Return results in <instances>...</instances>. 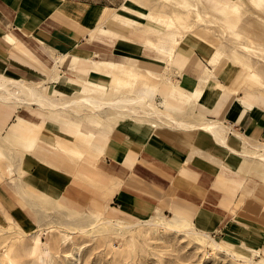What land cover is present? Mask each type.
Returning <instances> with one entry per match:
<instances>
[{"label":"crops","instance_id":"1","mask_svg":"<svg viewBox=\"0 0 264 264\" xmlns=\"http://www.w3.org/2000/svg\"><path fill=\"white\" fill-rule=\"evenodd\" d=\"M240 5L226 3L233 15L227 23L250 36ZM141 13L167 18L151 0H0L1 73L55 100L81 85L109 95L118 89L113 79L119 85L127 76L144 77L137 97L176 120L140 107H106L114 109L110 124L97 132L39 111H32L40 117L35 122L18 116L7 127L8 142L20 145L12 175L0 182V205L22 225L34 200L40 202L35 196L114 206L138 217L163 213L192 221L223 243L264 251V185L252 154V145L264 141V89L232 87L221 75L230 61L220 70L210 63L218 46L181 40L179 30L160 37L164 25ZM175 17L190 27L182 15L168 16ZM130 97L136 96L109 101ZM6 125L1 119L0 129Z\"/></svg>","mask_w":264,"mask_h":264},{"label":"rangeland","instance_id":"2","mask_svg":"<svg viewBox=\"0 0 264 264\" xmlns=\"http://www.w3.org/2000/svg\"><path fill=\"white\" fill-rule=\"evenodd\" d=\"M233 1L241 4L238 14L241 23H246V20L251 23L249 24V35L254 43L251 42L249 36L238 38L231 33L227 20L233 15L226 7V3L232 0H151V7L158 14L163 13L167 17L182 15L186 23L190 24V27H186L184 23L182 29L176 25L168 32L164 26H161L158 29L159 33H163L160 37L166 33L172 35L173 32L176 33L179 30L181 40L194 38L200 43L212 46L214 51L217 46L221 47L224 55L217 68L227 61L226 59L230 61L221 75L230 82L234 81L232 87L238 89L243 85L249 86L252 90H263L264 1L260 7L255 6L254 3L252 5V0ZM214 5L223 7V9ZM146 6L149 8V3ZM244 46L248 49L246 50ZM98 72L101 74L100 71ZM244 72L247 75H244ZM236 73L239 79L235 76ZM0 74L5 75L1 72ZM257 74H260L262 79ZM144 79L146 78L127 76L126 81L119 85L113 79L112 85L118 89L111 91L109 95L107 91L102 94L105 91L91 88L85 90V85H81L75 87V94L68 93L66 97L63 95L58 97L43 85L28 84L40 86L39 89L59 99H72L91 94L104 101H109L118 97L137 96L139 81ZM13 102L5 103L0 100V108L2 107L0 122L1 119L7 121L6 127L3 130L0 129V182L2 183H5L8 175H12L8 169H11L12 162L17 158L15 151L20 142L18 140L8 142L6 132L9 124L14 122L18 116L35 122L38 121L39 116H35L32 111H39L43 118L57 116L67 122L71 121L72 125L75 122L80 124L82 129L88 125L95 127L94 129L99 132L106 127V124H110L111 117L108 115L109 112L114 111V109L106 108L95 113L88 107H80L81 109L77 112L72 109L53 111L42 109L28 101ZM31 107L36 110L29 109ZM125 117L131 119L133 116H119V118ZM97 121L100 122L97 123ZM49 144L52 146L53 143ZM257 146H264V141L252 145L254 163L259 171L257 176L264 185V147L258 150ZM35 198H38L40 202L34 200L31 206L33 209L29 213L30 218L24 221L25 225L12 219L0 205V264H264V251L246 244L230 245L212 236L215 240L225 244L228 249L216 250L211 241L202 235L170 231L160 225H136L134 228L126 229L113 223H106V220L111 218L129 224L146 219L168 223L174 220L172 215L154 213L138 217L124 209L109 205L88 206L84 203L81 205L65 197L60 200L36 196ZM114 214H117L116 217H112ZM187 221L198 230L192 221ZM228 252L231 253L228 254ZM242 256L251 258V261H244Z\"/></svg>","mask_w":264,"mask_h":264},{"label":"bare ground","instance_id":"3","mask_svg":"<svg viewBox=\"0 0 264 264\" xmlns=\"http://www.w3.org/2000/svg\"><path fill=\"white\" fill-rule=\"evenodd\" d=\"M234 9L238 11L237 6H235ZM141 17L146 18L149 21L155 22V24L157 23L160 25H164V27L167 29H172L174 26H176L177 23L180 25H184V23H185L184 21H182L181 17H175L172 19V18H168V17L166 18L163 16H156L153 14L148 15V14H144V13H141ZM228 27L234 36H236L238 38H240L242 36H244V37L246 36V35H243V33L241 31L236 30L234 28L233 24L229 25ZM247 32L249 34V31H247ZM249 39L251 40V42H253L252 38L250 36H249ZM172 42L178 43V41H176L174 37H172ZM175 47H176V45H175ZM244 47L246 50L248 49L247 46H244ZM223 55H224V52H223L222 48L217 47V51H216L214 57L212 58V60L210 61V63L213 66L217 67V65L220 62ZM226 60L227 61L223 62V64H221L218 67L219 70L221 69L222 65H225L226 63L229 62L228 59H226ZM257 76H259V74H257ZM0 100L2 102H5V103H10L13 101H19L20 102L22 100V101H28L31 103L39 104L45 108L62 107L64 109L75 110L76 112L81 109L80 107H88L91 110H93L95 113H97L98 111H102L106 107H110V108H123L124 107L127 109L131 108V107H140L151 115H155L159 118L160 117H166V118H168L174 122L176 121L172 115L168 114L167 112H165L164 110L159 108L156 104L150 102L145 96L130 97V98H126V99H121L119 101H104V100L98 99V98L91 96V95H83V96L76 98V99L55 100V99H50V98H47L46 96H43L37 89L24 84L22 81H20L18 79H14V78L8 77L6 75H1V74H0ZM178 125L184 126L187 128L196 127L192 124H186L185 125V124L178 123ZM206 127L208 129L215 130L217 132H219V131L221 132V130H222V127L217 126L215 124L206 125ZM262 147H264V146H262ZM262 147L257 146L256 148L259 150V149H262ZM260 155H262V154H260ZM115 219H117V218H115ZM106 223H113L114 225H117L118 227L126 228V229L127 228H134L136 225L137 226H142V225H146V226L157 225L158 226V225H160V226L166 227L170 231L181 232V233L185 232V233H189V234L202 235L211 241L214 249H216V250L227 249L225 244L215 240L208 233H204L202 231L196 230L194 227H192L190 225V223L188 221H186L180 217H177V216H174V220H171L168 223H158L155 221V219H146V220H139V222H136L133 224H129V223L123 222V221L118 220V219L113 220V218L107 219ZM38 241H40V240H38ZM227 250H226V252H227ZM229 253H231V252H228V254ZM238 256H240V255H238ZM234 257H235V254H234ZM242 258L245 259L244 261H247V262L251 261L250 260L251 258L249 259L248 257H245V256H242ZM263 261H264V258H263Z\"/></svg>","mask_w":264,"mask_h":264}]
</instances>
